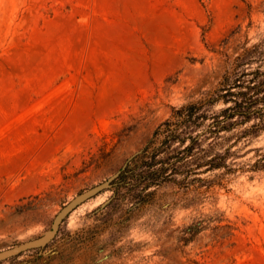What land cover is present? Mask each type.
Listing matches in <instances>:
<instances>
[{
	"label": "rangeland",
	"instance_id": "rangeland-1",
	"mask_svg": "<svg viewBox=\"0 0 264 264\" xmlns=\"http://www.w3.org/2000/svg\"><path fill=\"white\" fill-rule=\"evenodd\" d=\"M256 70L264 0H0V251L120 172L0 264H264V114L217 132L219 102L164 125L228 74L247 92L232 100L263 110ZM168 131L176 171L145 187L141 153L128 159Z\"/></svg>",
	"mask_w": 264,
	"mask_h": 264
},
{
	"label": "trees",
	"instance_id": "trees-1",
	"mask_svg": "<svg viewBox=\"0 0 264 264\" xmlns=\"http://www.w3.org/2000/svg\"><path fill=\"white\" fill-rule=\"evenodd\" d=\"M248 51H246L247 54ZM243 55V54H242ZM238 59L242 57H237ZM255 78L258 79L257 76H261L262 79L255 83L252 81L251 83H255L253 87L256 89L257 93H264V73L260 72L259 70L253 71ZM239 84L235 83V80H232L231 75L228 74L222 78V81L219 83L218 89L212 92L210 97L199 101L195 104H189L186 106L181 107L178 110H175L171 115V120L173 121H166L164 125L171 126L172 124H181L188 122L189 124H195L199 120L206 119V114L202 112L205 105H210L213 103L221 102L225 107L221 109L215 116H213V126L216 127L217 132L228 130L231 126H233L237 121V118L242 119V122H246L249 120L252 114H257L262 116L264 114V109L262 110H251L250 108L244 107L243 101H235L232 100V97L240 96L244 99L247 96V92H233V89H236L240 86ZM244 89L249 90L250 87L246 86L243 87ZM264 100V98H263ZM256 101V100H255ZM232 121V122H231ZM179 126V125H178ZM158 131L155 132L154 137L158 135ZM181 137V134H176L174 132L168 131L165 135L164 139L161 142L159 147H152V142L146 146L141 155L139 157L138 163L136 162V168H144L146 171L142 172L140 178L143 180L149 179V177H153L155 179L154 182H146L144 186L150 185L149 183L157 184L159 183L158 180L160 178H164L167 170L176 171V166L174 165V160H170V157H162L159 158V155L166 154L169 151V142H173L178 140ZM189 140L191 145L184 146V151H187L188 156H191V152L193 150V144L197 142V135L191 137L189 134ZM179 142H183L184 140H178ZM208 164V162H207ZM158 165L157 168H154ZM205 165V164H204ZM217 168L221 167L220 164L215 166Z\"/></svg>",
	"mask_w": 264,
	"mask_h": 264
},
{
	"label": "water",
	"instance_id": "water-1",
	"mask_svg": "<svg viewBox=\"0 0 264 264\" xmlns=\"http://www.w3.org/2000/svg\"><path fill=\"white\" fill-rule=\"evenodd\" d=\"M141 151H138L137 153L133 154L128 161H131L134 157H136L138 154H140ZM126 167V164L122 167L124 169ZM120 172H117L112 177H110L107 181L94 186L93 188H90L89 190L82 192L78 194L76 197H74L70 202H68L65 206H63L57 214L54 216L52 224L50 225V228L46 230L42 235H40L37 238H34L32 240L26 241L22 244H19L15 247L2 250L0 251V262L6 261L10 258L16 257L26 251L34 250V249H42L46 245H48L56 236L59 227L63 220L67 218V216L72 213L76 208H78L80 205H82L87 200L93 198L101 191L108 189L112 185V181L118 177ZM104 206V205H103Z\"/></svg>",
	"mask_w": 264,
	"mask_h": 264
},
{
	"label": "bare ground",
	"instance_id": "bare-ground-1",
	"mask_svg": "<svg viewBox=\"0 0 264 264\" xmlns=\"http://www.w3.org/2000/svg\"><path fill=\"white\" fill-rule=\"evenodd\" d=\"M19 156H20V155H19ZM20 157H21V156H20ZM20 157H17V158L20 159ZM18 159H17V160H18Z\"/></svg>",
	"mask_w": 264,
	"mask_h": 264
}]
</instances>
